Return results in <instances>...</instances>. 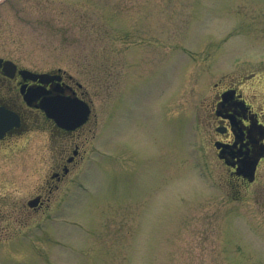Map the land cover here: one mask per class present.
<instances>
[{
	"label": "rangeland",
	"instance_id": "374dc122",
	"mask_svg": "<svg viewBox=\"0 0 264 264\" xmlns=\"http://www.w3.org/2000/svg\"><path fill=\"white\" fill-rule=\"evenodd\" d=\"M0 55L91 106L56 187L43 117L0 149V264H264V161L237 192L210 111L230 85L264 111V0H0Z\"/></svg>",
	"mask_w": 264,
	"mask_h": 264
},
{
	"label": "flooded vegetation",
	"instance_id": "af4514ba",
	"mask_svg": "<svg viewBox=\"0 0 264 264\" xmlns=\"http://www.w3.org/2000/svg\"><path fill=\"white\" fill-rule=\"evenodd\" d=\"M33 72L40 71L0 55V107L13 113L9 119L12 125L0 135V149L17 145L23 140L25 132L31 131L40 123V116L43 117L51 130L62 134L63 146L59 155L53 156L56 161L51 178L56 187L70 172L72 165L78 164L84 157V148L81 147L84 123L75 129L62 128L56 120L45 115L39 104L42 98L50 96L84 101V93L82 84L64 71H49V77L42 80L33 76ZM25 94H28L29 102L25 100ZM210 111L214 113L213 149L233 180L234 189L239 192V187L255 182L264 161V111L258 110L234 85L219 91L211 102ZM216 142L219 148L214 146ZM253 160L257 163L254 180L250 182L242 171H246L249 161ZM48 188L52 189L49 185ZM33 198L36 199L33 208L41 207L46 200L40 194Z\"/></svg>",
	"mask_w": 264,
	"mask_h": 264
},
{
	"label": "water",
	"instance_id": "95a60500",
	"mask_svg": "<svg viewBox=\"0 0 264 264\" xmlns=\"http://www.w3.org/2000/svg\"><path fill=\"white\" fill-rule=\"evenodd\" d=\"M40 106L45 110V112H46V114L48 116L54 117L56 114H60V113L63 114L62 107L58 108V106H56V104H54V103L47 102L46 104H43V105H40ZM88 113H89V107H88L87 103L84 102V121L86 120ZM78 122L79 121H76L72 125H70L68 123L60 122V125L63 126V127L71 128V127H74V125L77 124ZM245 166H246V164H245ZM254 168H255V160L250 162L247 165L246 171H242L243 174L245 176H247L249 180L253 179ZM33 204H34L33 201L29 202V205H33Z\"/></svg>",
	"mask_w": 264,
	"mask_h": 264
}]
</instances>
